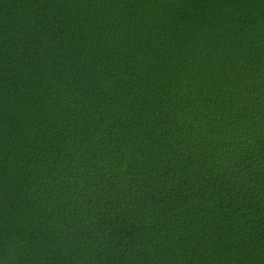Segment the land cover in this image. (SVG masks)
I'll use <instances>...</instances> for the list:
<instances>
[{"label": "trees", "instance_id": "trees-1", "mask_svg": "<svg viewBox=\"0 0 264 264\" xmlns=\"http://www.w3.org/2000/svg\"><path fill=\"white\" fill-rule=\"evenodd\" d=\"M0 264H264V0H0Z\"/></svg>", "mask_w": 264, "mask_h": 264}]
</instances>
